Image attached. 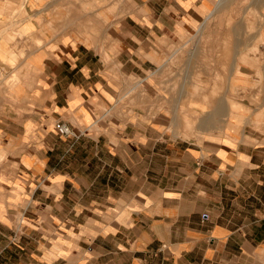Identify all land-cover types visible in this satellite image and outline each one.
I'll use <instances>...</instances> for the list:
<instances>
[{
    "label": "crops",
    "instance_id": "crops-1",
    "mask_svg": "<svg viewBox=\"0 0 264 264\" xmlns=\"http://www.w3.org/2000/svg\"><path fill=\"white\" fill-rule=\"evenodd\" d=\"M218 1L0 0V64L29 65L0 93V264H264V57L240 60L242 19L216 30L231 69L201 135L164 132L143 88L114 108Z\"/></svg>",
    "mask_w": 264,
    "mask_h": 264
},
{
    "label": "rangeland",
    "instance_id": "rangeland-1",
    "mask_svg": "<svg viewBox=\"0 0 264 264\" xmlns=\"http://www.w3.org/2000/svg\"><path fill=\"white\" fill-rule=\"evenodd\" d=\"M217 5L218 8H224L225 10L213 12L207 17L202 26L195 27L184 34L174 33L170 39L160 41L163 46L161 50L162 56L160 61H155L158 68L156 71H148L147 74H151L143 82L132 75L126 76L127 84L132 91L130 90L128 95L121 94L117 97L118 104L114 105L116 113L122 115V109L126 105L129 107L128 111L131 110V107L135 106V90L143 88L148 100L145 105L147 116L150 117L153 113L154 115H159L161 128L164 132L178 136L188 135L195 137L201 135L202 119L211 115L212 112L208 109H211L220 98L222 99V95L219 94V91L221 92L223 89L221 79L224 75L222 72L225 71V75L228 77V71L231 69L230 65H228L229 61L226 59L225 66L218 63L221 57L223 58L229 54L230 49L224 48L222 52L218 49L217 45L221 40L220 37L217 39L216 30L220 28L222 30L223 27L230 28L241 18L247 25L245 36L249 40L248 43L252 44V47H245L239 50L240 60L249 59L256 61L262 60L264 57V47L260 49V45H264V0H219ZM231 7L253 9L248 10L243 16L228 15L226 9ZM58 19L57 17L56 21ZM247 23L251 26L248 27ZM212 29L213 31H211ZM221 34L223 37V35L228 33ZM258 36L262 37L259 38ZM223 38L226 41L227 38ZM175 40H177V44L182 43L181 45H184V47L176 49H174V46L170 47ZM210 41L211 44L213 42V47H210ZM99 50L104 62L109 63L111 60L106 55V49L101 47ZM116 51L117 49L114 48L113 52ZM222 58L221 60H223ZM109 65L110 69H113L115 73L119 72V64L110 63ZM19 66L15 64H0V93L7 94L9 91L7 87L9 88L11 84H14V79H9L12 75L10 73L21 68V66L25 68L22 67L21 71H17L18 74L15 73L18 76L15 78L18 83L16 89L18 90L21 84L27 83L23 82L21 78L26 75L25 73L29 74V65L23 64ZM10 67L13 68L10 69ZM8 76L10 77L7 78ZM154 77L157 79L153 80ZM17 90L14 89V91ZM232 98L226 99L230 107H234V104H236ZM9 99L15 100L16 98L10 96ZM210 99L214 101L212 102ZM257 99H255V103L258 102ZM168 104L172 106H168ZM207 105H209V108H207ZM203 109L204 111L202 112ZM230 116L235 119L231 114Z\"/></svg>",
    "mask_w": 264,
    "mask_h": 264
},
{
    "label": "bare ground",
    "instance_id": "bare-ground-1",
    "mask_svg": "<svg viewBox=\"0 0 264 264\" xmlns=\"http://www.w3.org/2000/svg\"><path fill=\"white\" fill-rule=\"evenodd\" d=\"M13 2H15V1H13ZM27 3H28V2H27ZM114 3H115V2H114ZM40 8H41V7H40ZM40 8H39V10H40ZM45 8H46V7H45ZM210 12H211V10H210ZM211 13H212V12H211ZM16 14H17V13H16ZM209 15H211V14L209 13ZM209 18H210V17H209ZM245 18H246V17H245ZM259 19H261V18H259ZM14 21H15V20H14ZM250 21H251V20H250ZM250 21H249V22H250ZM251 22H253V21H251ZM244 23H245V22H244ZM247 24H248V23H247ZM248 25H249V24H248ZM250 26H251V25H249L248 27H250ZM246 27H247V25H246ZM6 28H7V27H6ZM4 29H5V28H4ZM0 31H1V30H0ZM3 32H4V31H3ZM246 32H247V31H246ZM260 33H261V32H260ZM29 34H30V33H29ZM258 35L260 36L259 33H258ZM261 35H262V33H261ZM259 36H258V37H259ZM2 37H3V36H2ZM261 37H262V36H261ZM261 37H259V38H261ZM3 38H4V37H3ZM259 38H258V39H259ZM260 40H261V39H260ZM260 40H259V41H260ZM261 41H262V40H261ZM261 41H260V42H261ZM2 51H3V49L0 48V52H2ZM24 51H25V50H24ZM3 54L5 55V53H3ZM22 59H23V58H22ZM8 60H9V59H8ZM23 60H24V59H23ZM162 64H163V63H162ZM22 65H23V64H22ZM20 66H21V65H20ZM20 66H19V67H20ZM22 67H23V66H21V68H22ZM21 68L15 70L13 73H10V74H12L11 77H10V76L7 77V78L10 77L9 79H14V81H13L14 84H11L10 86L8 85L9 88L7 87V89H8L9 91H12V93L15 92L14 89L17 90L16 88L18 87V83H17V81H15V78L18 77L16 74H18L17 71H21V70H22ZM23 68H25V67H23ZM1 69H2V68H1ZM15 73H16V74H15ZM10 74H9V75H10ZM25 74H26V73H25ZM19 75H20V74H19ZM26 75H27V74H26ZM21 80H22L23 82H26L23 78H21ZM19 83H20V82H19ZM27 83H28V81H27ZM193 85H194V83H193ZM15 86H16V87H15ZM20 86H21V85H20ZM20 86H19V87H20ZM191 86H192V85H191ZM191 88H193V87H191ZM194 89H195V88H194ZM9 91H8V92H9ZM17 91H18V90H17ZM195 91H196V90H195ZM7 94H8V93H7ZM13 94H14V93H13ZM211 94H212V93H211ZM210 100H211V99H210ZM208 101H209V100H208ZM211 101H212V100H211ZM213 101H214V100H213ZM213 101H212V102H213ZM219 107H221V105H219Z\"/></svg>",
    "mask_w": 264,
    "mask_h": 264
},
{
    "label": "built area",
    "instance_id": "built-area-1",
    "mask_svg": "<svg viewBox=\"0 0 264 264\" xmlns=\"http://www.w3.org/2000/svg\"><path fill=\"white\" fill-rule=\"evenodd\" d=\"M54 129L59 135L62 136H68L70 134H73L70 126L67 123L60 120L54 122Z\"/></svg>",
    "mask_w": 264,
    "mask_h": 264
}]
</instances>
